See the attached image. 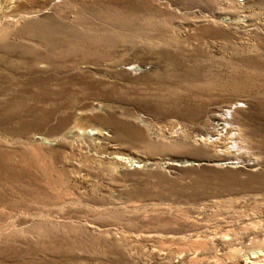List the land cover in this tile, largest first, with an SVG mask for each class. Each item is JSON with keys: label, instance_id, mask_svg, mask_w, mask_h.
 <instances>
[{"label": "rangeland", "instance_id": "rangeland-1", "mask_svg": "<svg viewBox=\"0 0 264 264\" xmlns=\"http://www.w3.org/2000/svg\"><path fill=\"white\" fill-rule=\"evenodd\" d=\"M58 2L0 18V264L264 259V0Z\"/></svg>", "mask_w": 264, "mask_h": 264}, {"label": "bare ground", "instance_id": "bare-ground-1", "mask_svg": "<svg viewBox=\"0 0 264 264\" xmlns=\"http://www.w3.org/2000/svg\"><path fill=\"white\" fill-rule=\"evenodd\" d=\"M58 3V0H43L41 3L39 0H0V18H4V26L17 24L18 22H23L26 20L30 21L39 19L42 17L57 20L60 19V12L57 8ZM81 133L90 135L102 134L100 130H87ZM114 157L119 162L129 163L132 166H137L131 157L121 155ZM217 164L221 166H228L234 164V161H226L221 159V161H217ZM245 264H264V259L252 256Z\"/></svg>", "mask_w": 264, "mask_h": 264}]
</instances>
